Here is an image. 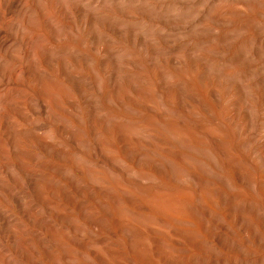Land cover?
<instances>
[{"label": "rangeland", "instance_id": "374dc122", "mask_svg": "<svg viewBox=\"0 0 264 264\" xmlns=\"http://www.w3.org/2000/svg\"><path fill=\"white\" fill-rule=\"evenodd\" d=\"M254 1L224 3L240 6ZM154 4L147 0H0L9 11L8 21L0 22V127L13 121L24 128L22 141L8 146L11 150L6 158L0 156V215L9 223V236L0 235V264H56L51 233L58 228L67 236L73 235L70 219L56 217L58 192L67 180L77 181L74 172L64 166L63 150L79 151L92 164L104 160L97 149L100 134L91 133L89 143L76 149L77 131H70L76 126L72 119L80 116L86 125L95 119L103 126L112 122L109 112L139 119L120 103L123 95L140 98L139 93L151 90L163 101L174 91L176 97L170 106L175 112L167 114L165 120L180 121L195 110L197 114H190L188 124L197 121L217 130L229 128L238 150L264 172L258 155L259 148L264 150V12L237 16L235 22L251 18L254 25L247 30L239 25V31L238 24L209 19L205 10L166 9ZM196 62L200 65L198 80L212 76L238 92L248 119L245 134L250 138L260 134L248 148L241 145L242 137L225 115L220 122L212 120L199 97L188 90V66ZM19 64L28 66L35 75L18 73L15 68ZM54 68L56 82L72 91L69 99V93L65 95L62 89L56 90V102L45 93L44 85ZM79 68L94 72L97 84L89 78H74ZM12 86L24 92L26 108L20 110L12 103ZM208 98L217 103V96L210 94ZM11 108L18 112H10ZM8 113L22 117L2 121ZM203 137L216 152L214 142ZM19 147L24 151V168L15 163L12 154ZM143 185L159 188L157 181ZM249 192L258 198L255 187ZM14 196L21 198V204ZM88 231L91 244L98 248L104 239L114 238L106 233L97 243L101 236L96 226L88 223ZM128 236V231L122 233L124 240ZM243 247L247 252L239 257L242 264H264V254L258 255L255 246L246 242ZM254 255L259 256L258 261L253 260Z\"/></svg>", "mask_w": 264, "mask_h": 264}, {"label": "bare ground", "instance_id": "6f19581e", "mask_svg": "<svg viewBox=\"0 0 264 264\" xmlns=\"http://www.w3.org/2000/svg\"><path fill=\"white\" fill-rule=\"evenodd\" d=\"M147 1L166 9L205 10L209 19L238 24V30L239 25L245 26L244 30L251 28L253 20L237 23V16L264 12V0L240 6L225 4V0ZM0 9V22L8 21L9 11L3 5ZM188 68V90L199 97L212 120L220 122L225 115L242 137L240 143L245 148L257 141L259 133L251 138L245 134L248 119L238 92L212 76L198 80L197 62ZM15 70L33 74L26 65L19 64ZM51 76L44 85L47 96L56 102V90L62 89L65 95L69 93V99L72 91L56 82L55 68ZM73 76L89 78L93 84L98 82V76L88 69H76ZM11 93L12 103L20 110L27 107L28 99L19 87L12 86ZM257 93L261 99L262 93ZM210 94L217 96V103L208 98ZM138 95L140 98L126 94L119 101L139 119L116 112H109L113 118L109 126L95 119L83 124L80 116L72 119L76 126L70 131H77L76 149L89 143L91 133L100 134L97 149L104 160L92 164L79 151L63 150L64 166L74 172L77 181L67 180L66 187L58 192L56 217L70 219L73 235L67 236L58 228L51 233L56 264H242L239 257L247 252L243 247L246 242L255 246L258 255L264 254V172L260 173L238 150L229 128L217 130L197 121L188 124L190 114H197L195 110L187 112L180 121L165 120L167 114L175 112L170 106L176 97L174 91H169L163 101L151 90ZM221 99H227L226 103ZM9 111L18 112L15 108ZM21 115L8 113L1 120L19 119ZM7 124L0 127L3 158L11 150L8 146L22 141L24 132L13 121ZM203 135L214 142L219 159ZM258 150L264 171V150ZM13 152L15 163L24 168V151L19 147ZM241 180L243 183H239ZM153 181L158 182L159 188L143 185ZM254 187L258 198L249 192ZM14 200L21 204L19 196H14ZM88 223L94 224L101 236L97 243L106 233L114 238L104 239L100 248L93 246ZM8 226L6 220L1 222V236H9ZM124 231L129 232L127 240L122 238ZM258 255L253 256L254 261L259 260Z\"/></svg>", "mask_w": 264, "mask_h": 264}]
</instances>
